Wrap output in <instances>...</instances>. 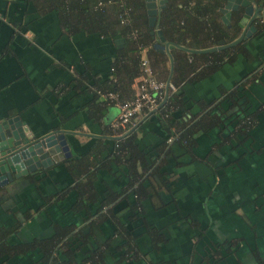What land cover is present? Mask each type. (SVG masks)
I'll use <instances>...</instances> for the list:
<instances>
[{
  "label": "crops",
  "instance_id": "1",
  "mask_svg": "<svg viewBox=\"0 0 264 264\" xmlns=\"http://www.w3.org/2000/svg\"><path fill=\"white\" fill-rule=\"evenodd\" d=\"M38 5L37 0H0V120L18 116L36 135L64 133L71 156L0 187V239L20 250L1 256L0 264H62L66 256L60 249L66 238L49 259L43 244L64 229L78 239L86 236L85 252L100 246L104 263L98 257L96 264H264V31L258 33L257 27L264 14L253 21L256 30L243 39L245 56L198 79L189 80L188 73L182 80L180 66L191 52L173 48L170 59L154 47L162 43L156 33L151 34L156 51L144 48L142 58L150 60L159 80L176 90L182 87L185 108L174 110L173 122L187 128L206 112L219 114L221 121L198 132L189 152L172 142L186 128L172 126L175 139L164 149L173 156L162 160L164 152L155 162L163 185L157 196L142 201L143 218H135L125 208L126 201L134 202L135 197L126 165L109 156L116 142L129 134L140 149L160 143L168 135L155 116L160 108L118 138L112 128L118 106L105 94L91 103L100 105L98 111L93 112L90 102L95 96L93 79H111V65L123 39L68 30L57 11ZM159 10L154 31L161 30ZM233 14L225 23L219 11L217 20L230 29ZM205 19L191 17L188 28ZM138 81L133 79L124 99L135 96ZM164 91L166 104L175 91ZM245 118L250 119L249 126L240 130L237 123ZM80 158L91 164L82 167L89 171L87 178L76 177L68 167L83 171L77 165ZM147 175L140 179L145 185ZM86 186L97 197L87 209L79 206L88 196ZM111 192L117 198L100 205ZM146 226L160 230L163 240L157 248L153 249ZM72 257L81 261L85 256L78 250Z\"/></svg>",
  "mask_w": 264,
  "mask_h": 264
},
{
  "label": "trees",
  "instance_id": "2",
  "mask_svg": "<svg viewBox=\"0 0 264 264\" xmlns=\"http://www.w3.org/2000/svg\"><path fill=\"white\" fill-rule=\"evenodd\" d=\"M99 2L102 3L101 6L98 5ZM222 2L223 0H210L209 3H203V0L194 2L191 0H167L166 5L159 10L157 24L165 38L185 47L192 46L194 49H206L216 46L221 39L226 42H231L241 33L240 26L238 25L240 16L237 12L233 14V22L230 29L222 27L221 22L217 20L220 16L218 9L221 7ZM37 3L40 9L57 11L61 19L60 23L68 30L75 32L84 29L87 32H97L100 35L108 36L112 39H123V45L121 48H118L116 57L111 65L112 68L109 73L111 79L107 78V80L103 81H96L93 79L95 96L90 104L99 100L102 94L106 96L108 93L116 94L120 101L127 100L123 98V94H125L126 88L131 86L133 79L140 74V61L142 59L141 54L143 49L148 48V51H156L152 47V27H150L148 23L149 16L147 14L145 0H37ZM191 17L206 19L203 23L198 20L193 28H188ZM124 19H126V21ZM257 27L258 33H263L264 21L262 20L259 22ZM189 42L192 43V45ZM246 54L247 49L245 40H242L232 47L218 51L204 54L187 53V61L180 66L181 72L184 74L182 80L188 76V73L190 74L189 80L206 77L219 69L224 63L233 62L239 55L245 56ZM165 56L166 55L161 54L162 59H165ZM148 61L153 71H155L150 60ZM173 84L176 86L178 85L176 82ZM181 88H177V90L171 94L168 98V103L160 108L157 112L158 114L156 113L155 115L163 129L168 132V135H166L160 143L150 146V148L140 149L138 144L134 142V136L132 137V135L129 134L124 139L116 142V147L113 149L118 152V154L114 151L115 154L112 153V155L110 154L109 156L111 160L116 163L123 162L126 165L128 185L131 188L133 187L131 192L135 197L134 202L131 200L126 201L125 208L127 213L134 215L135 218H143L145 212L142 201L157 196L158 188L160 189L162 187L161 185H163L159 167L155 165V162L164 152L165 154L164 157L161 158L162 160L167 159L169 156H173L170 149L168 151L164 149L167 144H171V142L168 141V137H173L176 134L174 130H171L172 126L181 125L183 129L186 128V125L180 123L175 124V122H173L174 117H176L174 116V110H183L185 108L181 98V94H183ZM97 90L100 92L98 93ZM106 99H108L107 96ZM98 103L100 102L98 101ZM103 103L106 104L107 101ZM99 106V104L93 103L91 104V109L93 112L95 110L98 111ZM93 117L98 120L100 119V114H94ZM249 120L250 119L245 118L241 122L238 121L237 124L240 126L239 129H246L249 126ZM220 121L221 118L219 114L206 112L189 124L184 132H182L181 135L179 134L176 139L174 138L175 140L172 142L182 147L186 152H189L192 143H194V136L198 132L209 130ZM122 152L126 154L120 155ZM84 161L83 158L77 160L78 167L80 166L82 168L91 165ZM68 167L71 173L73 172L76 177L84 175V177L87 178L89 176V171L85 168H82L83 171H79L78 169L76 171L73 170L71 164L68 165ZM146 173H148L147 177L149 178L147 185L140 181ZM155 175L159 180H156L157 178H155ZM85 189L88 196L85 197L84 202L79 203V206L87 209L89 202H94L93 200L97 197L90 194L91 190H89L88 186H86ZM116 198L114 193H108L103 197L100 205H107ZM88 215L90 216L91 214L89 213ZM145 230V233L148 234L152 241L153 249L157 248L159 245L158 243H161L163 240L162 235L159 234L161 233L160 230L147 226ZM56 236L57 237L54 239L45 241L43 244V252L46 259L50 258V255L54 252L55 246L63 238H66L64 240V246H61L63 250L58 248L66 256V259L61 262L62 264L99 263L97 259L100 257L98 254L100 246L92 250H86L87 252L83 250V246L86 245L87 241L86 236H82L78 239L75 235L71 234L70 229L60 230ZM4 237V235L1 236L2 239H4ZM18 247L19 246H10L6 241L0 239V257L20 251ZM118 247L119 246L115 245L114 248L117 249ZM21 250H23V248H21ZM78 250L81 251L82 255L84 253L85 256L81 261H76L72 257ZM102 257L104 256L101 254L100 262L104 263ZM153 264L169 263L155 261Z\"/></svg>",
  "mask_w": 264,
  "mask_h": 264
},
{
  "label": "water",
  "instance_id": "3",
  "mask_svg": "<svg viewBox=\"0 0 264 264\" xmlns=\"http://www.w3.org/2000/svg\"><path fill=\"white\" fill-rule=\"evenodd\" d=\"M166 2L167 0H145L150 27H153L156 22L158 8L164 7ZM219 11L225 23L230 20L233 12L240 13L238 25L242 28V32L233 41L226 42L221 39L216 46L194 50L166 42L162 31L157 29L152 30L151 34L156 33L163 45L156 43L154 47L164 50L170 59H172L170 49L173 48H180L191 53H209L232 47L250 36L251 31L256 30L252 23L264 14V0H225ZM165 101L166 99L152 112L161 108ZM135 128L136 126L131 128L128 133ZM121 137L124 135L118 138ZM69 156L71 152L64 133L50 132L36 135L30 132L26 125H23L18 116L0 120V187L11 182L13 178L36 172L40 167L48 168L54 162H59Z\"/></svg>",
  "mask_w": 264,
  "mask_h": 264
},
{
  "label": "built area",
  "instance_id": "4",
  "mask_svg": "<svg viewBox=\"0 0 264 264\" xmlns=\"http://www.w3.org/2000/svg\"><path fill=\"white\" fill-rule=\"evenodd\" d=\"M124 20L126 21V19ZM138 80L137 92L130 100L120 101L116 94H106L107 98L119 108V115L112 123L114 134L117 136L125 135L128 130L137 126L142 118L156 109L167 98L164 91L166 88L172 91L176 90L175 86L166 84L155 76L146 58H142L140 61ZM173 138H169L168 141H172Z\"/></svg>",
  "mask_w": 264,
  "mask_h": 264
}]
</instances>
